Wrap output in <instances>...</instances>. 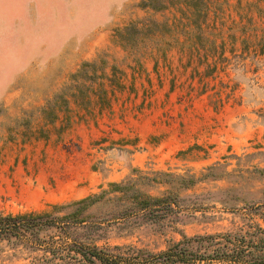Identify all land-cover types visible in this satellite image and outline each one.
Here are the masks:
<instances>
[{
	"label": "rangeland",
	"instance_id": "374dc122",
	"mask_svg": "<svg viewBox=\"0 0 264 264\" xmlns=\"http://www.w3.org/2000/svg\"><path fill=\"white\" fill-rule=\"evenodd\" d=\"M149 1L0 0V214L164 172L205 178L178 191L184 220H112L101 247L159 254L244 224L264 191V0ZM28 256L0 243V264Z\"/></svg>",
	"mask_w": 264,
	"mask_h": 264
},
{
	"label": "trees",
	"instance_id": "16d2710c",
	"mask_svg": "<svg viewBox=\"0 0 264 264\" xmlns=\"http://www.w3.org/2000/svg\"><path fill=\"white\" fill-rule=\"evenodd\" d=\"M158 1L162 0H150L147 6L156 10ZM166 7L161 4L160 9ZM153 175V178L111 183L109 190L70 204H52L41 211L0 214V243L22 248L29 255V264H264V191L260 199L246 205L242 213L244 224L235 231L183 236L181 241L159 254L137 248L124 252L119 246L101 247L99 243L108 239L112 220H120L118 229L182 222L186 217L187 209L183 205L186 199H182L178 191L190 190L205 179L164 172ZM154 184L170 185L171 189L161 196L143 191L144 186ZM221 194L228 195V192ZM101 205L112 208L106 225L90 213ZM198 211L195 208L191 213Z\"/></svg>",
	"mask_w": 264,
	"mask_h": 264
}]
</instances>
